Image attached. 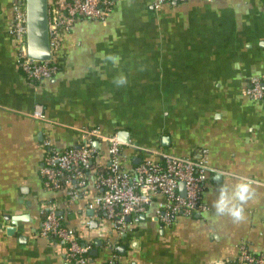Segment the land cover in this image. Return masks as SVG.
Masks as SVG:
<instances>
[{"label":"crops","instance_id":"obj_1","mask_svg":"<svg viewBox=\"0 0 264 264\" xmlns=\"http://www.w3.org/2000/svg\"><path fill=\"white\" fill-rule=\"evenodd\" d=\"M108 1L103 22L79 18L63 35L57 74L29 83L8 34L14 0H0V264H72L63 247L37 235L40 210L51 202L82 242L94 243L90 264L114 253L120 264H233L242 246L264 256V104L244 94L250 78L264 83V0H186L158 9L152 0ZM36 106L44 121L33 117ZM82 127L128 134L120 151L127 170L150 151L199 159L206 148L208 210L166 227L151 208L122 240L107 223L85 227L95 216L84 201L44 188L39 172L49 149L43 143L72 147ZM97 151L91 172L107 165L106 146ZM244 179L255 191L245 219L216 216L218 187ZM86 191L96 194L91 177ZM15 216L25 219L12 222Z\"/></svg>","mask_w":264,"mask_h":264},{"label":"built area","instance_id":"obj_2","mask_svg":"<svg viewBox=\"0 0 264 264\" xmlns=\"http://www.w3.org/2000/svg\"><path fill=\"white\" fill-rule=\"evenodd\" d=\"M186 0H152V7L181 3ZM108 0H48V36L51 51L49 62H39L27 57L25 43L24 0H14L12 22L8 34L16 48V64L29 83L52 78L59 71L58 52L62 37L79 19L103 22L112 12ZM244 94L264 104V83L258 77L250 78ZM33 117L45 120L40 106L34 108ZM78 142L64 150L49 148L44 152L39 170L44 188L64 190L67 202L84 201V208L92 213L96 227L107 223L117 240H122L139 217L152 208V218L162 226H171L177 217H189L207 211L202 194L207 175L211 171L208 150L201 149V157L192 159L158 151L127 170L121 166L120 151L125 145L117 135H106L96 127L78 130ZM97 143L96 146L93 144ZM106 146L107 165L104 171L91 172L98 155L97 149ZM92 178L96 194L87 191V180ZM183 185V193L179 189ZM41 224L37 235L58 243L65 251L67 262L90 264L91 242H82L73 228L67 227L56 205L49 203L40 210ZM92 221L84 222L91 227ZM104 230V228L102 229ZM112 250H117L112 242ZM233 264H264L263 255H253L245 247H239ZM102 264H120L117 254Z\"/></svg>","mask_w":264,"mask_h":264},{"label":"water","instance_id":"obj_3","mask_svg":"<svg viewBox=\"0 0 264 264\" xmlns=\"http://www.w3.org/2000/svg\"><path fill=\"white\" fill-rule=\"evenodd\" d=\"M24 12H25V43H26V54L27 57L39 62H49L51 58V51L49 47V36H48V0H24ZM119 140L123 143L129 142L128 134L124 132L117 135ZM94 146L97 143L93 144ZM179 189L183 193V185L179 184ZM22 216L12 217L11 220H23ZM91 228H95L96 224L91 223ZM13 228H8L7 233H11ZM99 241H95V245L99 246ZM120 254L125 252V248L120 246L117 248ZM97 254V249L94 248L90 251L91 259L90 263L93 262V258Z\"/></svg>","mask_w":264,"mask_h":264},{"label":"clouds","instance_id":"obj_4","mask_svg":"<svg viewBox=\"0 0 264 264\" xmlns=\"http://www.w3.org/2000/svg\"><path fill=\"white\" fill-rule=\"evenodd\" d=\"M123 82V81H119ZM217 195L212 201L215 215L227 216L233 222L245 219V205L254 198L255 191L251 182L244 179L233 185L222 184L217 189Z\"/></svg>","mask_w":264,"mask_h":264},{"label":"trees","instance_id":"obj_5","mask_svg":"<svg viewBox=\"0 0 264 264\" xmlns=\"http://www.w3.org/2000/svg\"><path fill=\"white\" fill-rule=\"evenodd\" d=\"M92 246H94V243H92ZM117 253V252H116ZM90 257H91V255H90Z\"/></svg>","mask_w":264,"mask_h":264}]
</instances>
